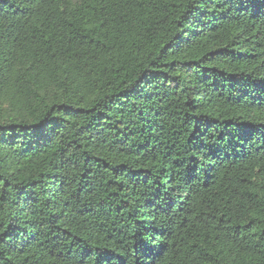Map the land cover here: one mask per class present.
Masks as SVG:
<instances>
[{"label": "trees", "instance_id": "trees-1", "mask_svg": "<svg viewBox=\"0 0 264 264\" xmlns=\"http://www.w3.org/2000/svg\"><path fill=\"white\" fill-rule=\"evenodd\" d=\"M0 264H264V0H0Z\"/></svg>", "mask_w": 264, "mask_h": 264}]
</instances>
